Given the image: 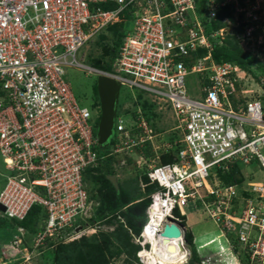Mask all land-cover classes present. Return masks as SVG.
Instances as JSON below:
<instances>
[{
	"label": "built area",
	"instance_id": "2783aa9c",
	"mask_svg": "<svg viewBox=\"0 0 264 264\" xmlns=\"http://www.w3.org/2000/svg\"><path fill=\"white\" fill-rule=\"evenodd\" d=\"M215 7L210 0L208 18ZM240 11L242 38L252 43L256 30V36H264L259 4L246 0ZM128 17L131 28L117 47L112 70L87 64L83 47ZM200 47L206 54L197 55ZM211 50L195 0H0V155L8 171L0 189L3 214L22 219L33 204L44 208L35 247L50 237L72 240L88 226L94 205L82 174L98 156L92 149L94 118L65 77V68L77 67L145 92L174 121L170 130L176 137L169 140L138 107L114 118L115 151L149 140L153 152L147 176L156 188L145 208L147 219L134 236L138 264H149L147 228L162 216L165 221L154 234L172 223L183 234L181 216L189 203L205 208L238 261L264 264V79L248 83L239 66L215 62ZM190 75L197 83L192 94L186 83ZM256 87L262 92L255 95ZM177 144L176 161L161 163V153ZM234 162L255 165L260 179L250 171L241 182L223 183L215 168ZM17 230L11 247L23 241L25 229Z\"/></svg>",
	"mask_w": 264,
	"mask_h": 264
},
{
	"label": "trees",
	"instance_id": "16d2710c",
	"mask_svg": "<svg viewBox=\"0 0 264 264\" xmlns=\"http://www.w3.org/2000/svg\"><path fill=\"white\" fill-rule=\"evenodd\" d=\"M209 3L210 0H195V12L201 23L204 25L206 34L214 32L220 28H224L228 25L225 18L231 22L235 21V17L233 15L235 9L231 4H225L223 6L217 5L215 15L208 18ZM238 4L242 6L245 5V2L244 0H238ZM104 7L106 8V6ZM124 25L125 22H117L115 25L113 24L108 26L107 28L109 34L103 36L109 39L107 42H104L105 39L101 40V38H103L102 36L100 38L98 37L96 40L94 39L91 44V52L90 54H87L88 63L92 60L91 64L94 65L93 67L108 72L112 70L111 66L114 54L125 33V29H123ZM244 26L245 22L243 21L242 13V18H240V22L236 26L237 33L225 34L220 41L219 36L214 39L209 37L212 42L211 56L215 62L219 63L228 61L239 66L251 73L252 77L256 81L260 82L261 79L259 78L258 73H263L264 76V64H262L258 57L253 55V52L250 49L245 48L241 44L238 34L242 35ZM257 34L258 30L254 32L255 37ZM246 42L248 46L251 43L248 40ZM100 44L103 45L101 46ZM94 46H98V48L101 46V53L96 57L98 59L92 55L95 54ZM206 52V48L200 47L198 48L197 55L201 56L206 54ZM106 54H109L108 58L106 61H103V56ZM99 59L103 61L101 64L99 63ZM130 91L132 93V108H126L124 111H121L119 106L120 102H118L117 113L135 111L138 107L141 109L150 125L156 131H160V127L156 125L160 114L154 110L155 103L151 101V99L147 97L148 95L143 91L137 89L134 91L131 89ZM93 92L95 97L93 107L98 108L99 102L96 92V83L93 85ZM97 121L98 118L94 123V134L96 131ZM166 137L169 140H173L176 137V134L171 132L167 134ZM145 143L146 144L143 146L140 153L146 155V163L148 164L153 152L150 149L149 140ZM96 147L97 146L92 145V149L95 151ZM180 147V144H177L170 151L161 153L159 161L161 163L176 161V155ZM137 148L139 147L137 146ZM109 149V146L104 147L106 152H108ZM110 157L111 156L102 159L97 167L86 168L83 177L85 181L88 180L90 183V186H87L89 199H96L98 201V205L94 206L92 215L87 218L88 224L91 227L94 225L97 226V224L100 223L114 224V228L109 232L96 230L88 236L83 234L72 240L59 242V244L54 247L52 252H50L51 250H48V243L50 244V242H52L53 237L47 238L45 244L48 246H46L47 248L45 251L46 255H49L48 257L52 259L50 264H117L114 262V258L119 257L122 254L124 255L123 260L127 264H133V262L138 260L136 252L140 247L138 244L133 242L132 235H137L141 230L142 223L145 220V208L150 201V193L156 188V185L149 182L147 169L145 170V168H142L136 175L138 176L141 174L139 180L144 184L143 192H137L136 195H133L130 192L133 190L135 191V184L130 185L131 188H127L122 186L121 182H118V189H115L106 177L107 174L114 173L109 163ZM241 167L242 165L234 162L229 164L227 167H216L215 169L219 179L223 183L232 184L243 180L240 175ZM93 189H95V192L97 190V193L94 194ZM139 198H142V200H139ZM174 213L179 215V211L177 209L174 210ZM45 218L46 212L44 208L40 204L35 203L27 210L25 216L21 220L12 218L11 221H13L16 226H21L28 232L34 233L40 228V225H43ZM183 218L184 216H181L180 224L183 223ZM9 222L0 221V227L9 225ZM229 238L232 242H235V236H233V234H230ZM184 239L188 244L190 251V256L185 264H192L194 261L198 260L193 236L185 230ZM234 250L235 252L239 251V257H241L239 247L234 248ZM242 254L245 253L242 252ZM240 262L241 264L245 263L242 257L240 258Z\"/></svg>",
	"mask_w": 264,
	"mask_h": 264
},
{
	"label": "rangeland",
	"instance_id": "374dc122",
	"mask_svg": "<svg viewBox=\"0 0 264 264\" xmlns=\"http://www.w3.org/2000/svg\"><path fill=\"white\" fill-rule=\"evenodd\" d=\"M226 3L231 4L234 7V17L235 21L228 23L224 28V30L221 32V38L225 36V34H231V33H237L236 26L240 22V18H242V11H240V4L237 5L238 0H225ZM246 0H244L245 2ZM257 4H259L258 0H255ZM237 6V7H236ZM244 6V5H242ZM260 6V4H259ZM261 7V6H260ZM115 25V24H114ZM126 29L131 28V22H126ZM108 28L104 30L103 32L99 33L97 36H95L92 40H90L84 47H83V53L85 57V62L87 64H91L87 62V54L91 52V44L96 40L98 37L105 36L108 33ZM102 34V35H101ZM244 34V33H243ZM220 35V34H219ZM240 37V42L245 48H249L253 55L258 57V59L264 64V40L262 44L255 43L254 45L250 43L248 46L247 40H244L242 35L238 34ZM105 39L104 42H107L109 39L103 37L101 38ZM250 41V40H248ZM101 46L103 44H100ZM101 46H94V52L95 54H92L95 58L101 53ZM109 55V54H108ZM108 55L103 56V61H106L108 58ZM98 59V58H96ZM103 61L99 59V63L101 64ZM91 66H94L91 64ZM66 71V79L69 81L71 90L74 94V97L78 100V102L87 107L90 112L93 114V118L99 114V107H93L94 102V92H93V85L96 83V75L93 73H86L84 70H81L77 67H67L65 68ZM252 74L248 71H245V77L247 78V82L251 84H256L258 81H256L252 76ZM259 78H263V73H258ZM187 86L189 88V92L192 94V90L196 88L197 83L194 80V75H190L186 79ZM258 91H256V94L261 93L262 91H259L260 87H256ZM131 89L126 86L122 85L120 89V94L118 98V102H120V110L124 111L126 108H132V101H131ZM135 89H133L134 91ZM264 94V93H263ZM260 96V95H259ZM148 98H151L147 96ZM155 103V102H154ZM156 108V109H155ZM154 110L160 114L159 118L157 120L158 127H160V131L162 132V135H167L173 131L170 130L172 125L174 124L173 118L171 119V114L165 108L164 106L159 108V104L155 103ZM126 146V145H125ZM140 148V147H139ZM135 146H128L124 148L123 150H120L119 153L115 154L114 157H111L109 159V163L112 167L113 174L116 175L118 178V182L122 183V186L130 187V185L135 184L136 189L135 191H131L130 193L133 195H136L137 192H143V183L139 180L140 175H136L137 172H140L139 170L142 168H147V158L146 155H143L140 153V149ZM96 151L99 155H104L106 151L102 149L101 147H96ZM146 163V164H145ZM250 171L254 172V179H260L261 172L256 168L255 165L251 166H242L240 168V175L242 178L243 176L249 173ZM8 174V171L5 169V166L2 162L1 155H0V188L5 180L6 175ZM213 181V180H211ZM214 184H219L214 181ZM86 185L90 186V183L88 180H86ZM217 185H214L215 187ZM97 186V185H96ZM95 186V187H96ZM131 188V187H130ZM93 193H97L94 191ZM139 200H142V198H139ZM93 205L97 206L98 201L96 199H92ZM186 215L183 218V223H181L186 232H189L193 236V242L196 247L198 260L194 261L192 264H239L238 259L234 256L231 252L226 251H220V247L223 248V246H226V242L223 239V236L221 235L217 224L212 220V218L209 216L205 208L198 203L195 206H193L191 203H189L185 208ZM2 212L0 211V221L1 222H9V220L5 219L3 215H1ZM99 225V226H98ZM16 224L13 221L9 222V225L1 226L0 227V264H50L52 259L48 257L49 255H46V246L49 245L48 250H51L52 252L54 250V247L59 244V242H66L69 240H66L67 238H64V236L61 237H53L52 242L48 245L43 244L41 246H34L35 241V232L31 233L26 231L25 236L23 237V241L20 244V246L14 245L8 241H12L15 239L16 236H19V232L17 229H15ZM114 228V224H105L100 223L97 224V227L95 226V231L99 230L102 232H109ZM84 230H90V231H84ZM83 233L81 235L88 236L94 232L91 231L90 225L86 226L84 228ZM82 231L77 232L76 234H80ZM184 239V237H183ZM133 242L135 243L134 237ZM157 248V247H156ZM185 249H186V255H185ZM155 252V256H157V264H167L165 263V258L161 259V254L159 253L158 248L153 249ZM158 251V253H157ZM160 256V257H159ZM185 256V258H184ZM190 256L189 246L185 242L184 239V251L182 258L179 263L177 264H185ZM159 257V258H158ZM163 258V257H162ZM124 255H120L119 257L114 258V262L117 264H127L124 260ZM240 261V260H239ZM241 263V262H240ZM132 264V263H131ZM133 264H138L137 261L133 262ZM176 264V263H173Z\"/></svg>",
	"mask_w": 264,
	"mask_h": 264
},
{
	"label": "water",
	"instance_id": "95a60500",
	"mask_svg": "<svg viewBox=\"0 0 264 264\" xmlns=\"http://www.w3.org/2000/svg\"><path fill=\"white\" fill-rule=\"evenodd\" d=\"M121 83L110 76L99 74L96 78V92L99 102L100 116L96 127V136L99 146H106L107 139L113 133L114 118L117 112L118 98L120 94ZM108 180L115 188H118L116 177L107 175ZM0 210L4 206L0 204ZM161 235L165 238L180 237L181 229L176 224H165Z\"/></svg>",
	"mask_w": 264,
	"mask_h": 264
},
{
	"label": "bare ground",
	"instance_id": "6f19581e",
	"mask_svg": "<svg viewBox=\"0 0 264 264\" xmlns=\"http://www.w3.org/2000/svg\"><path fill=\"white\" fill-rule=\"evenodd\" d=\"M163 221H165L164 218L162 216H159L158 220H154L152 227L147 228L146 242L151 243V250L149 251L148 249H146L145 255L146 258H148L149 264H157V256H155V252L153 251V249L155 250L158 248L159 253L161 254V259L163 260L165 258L164 262L167 264L179 263L183 255L184 239L182 235L180 237L165 238L160 234H154L155 226Z\"/></svg>",
	"mask_w": 264,
	"mask_h": 264
},
{
	"label": "clouds",
	"instance_id": "9594fccd",
	"mask_svg": "<svg viewBox=\"0 0 264 264\" xmlns=\"http://www.w3.org/2000/svg\"><path fill=\"white\" fill-rule=\"evenodd\" d=\"M128 20H125V21H123V23L125 22V25H124V28L123 29H125V31L128 29H126L125 27H126V22H127ZM116 24V23H115ZM111 26V25H110ZM107 29V28H106ZM125 34V33H124ZM121 41H122V39H121ZM121 43V42H120ZM119 43V44H120ZM119 46V45H118ZM90 65V64H89ZM96 68V67H95ZM96 75V74H95ZM96 78H97V75H96ZM122 86V85H121ZM77 100V99H76ZM79 103V102H78ZM80 104V103H79ZM81 105V104H80ZM81 106H83V105H81ZM83 107H85V106H83ZM99 107V106H98ZM87 108V107H86ZM88 109V108H87ZM89 110V109H88ZM90 111V110H89ZM92 114V113H91ZM116 114H117V112H116ZM99 116H100V111H99V114H97V116L94 118V123H95V120L98 118V120H99ZM92 117H93V114H92ZM98 122V121H97ZM114 125V124H113ZM96 127H97V123H96ZM94 133V132H93ZM112 135H113V133H112ZM112 135L110 136V137H108V139H107V145L106 146H109V150H108V152H106L104 155H99L95 150V152L97 153V156H98V158H97V163L95 164V165H89V166H87L86 168H89V167H97L98 165H99V162L102 160V159H104V158H107V157H109V156H111V157H114V155L115 154H117V153H119L120 152V150L119 151H115L114 150V148H115V146L113 145V143H112V139H111V137H112ZM94 136L96 137V144H94V146H98V147H101L102 149H104V147L105 146H99L98 145V142H97V136H96V131H95V134H94ZM138 147H140L139 145H137ZM137 146H135V147H137ZM142 148H143V146L142 147H140L139 149V151H141L142 150ZM123 150V149H122ZM110 157V158H111ZM85 168V169H86ZM85 169H84V171H85ZM147 170H148V164H147V168H146ZM84 171H83V174H84ZM82 174V175H83ZM107 175H114L115 177H116V175L115 174H107ZM107 175H106V177H107ZM83 179H84V177H83ZM149 179V178H148ZM5 182V181H4ZM4 182H3V184H2V186H1V188L3 187V185H4ZM84 182H85V187H86V190H87V192H88V189H87V185H86V181L84 180ZM116 182H117V184H118V178L116 177ZM111 183V182H110ZM112 184V183H111ZM113 185V184H112ZM142 185H144V184H142ZM0 188V189H1ZM115 189H118V188H115ZM154 191V190H153ZM152 191V192H153ZM151 194V193H150ZM92 200V199H91ZM1 204V203H0ZM2 205V204H1ZM95 206V205H94ZM4 210H5V207H4ZM4 210L3 211H1L2 212V214L1 215H3V217L5 218V219H8L9 221H11L12 220V218H15V217H8L7 215H5V214H3V212H4ZM15 219H17V218H15ZM146 219H147V216H146V212H145V220H144V222L142 223V226H143V224L145 223V221H146ZM17 220H21V219H17ZM95 226L96 225H94V226H90V229L92 228V229H94V231H92V232H95ZM142 226H141V228H142ZM17 227H21V226H16L15 228L17 229ZM97 227V226H96ZM184 227V226H183ZM25 229V228H24ZM18 231V230H17ZM27 230L25 229V231H24V235L22 236V238L25 236V232H26ZM141 231V230H140ZM184 231H185V228H184ZM19 232V231H18ZM139 234V233H138ZM137 234V235H138ZM20 235V234H19ZM137 235H132L133 237L134 236H137ZM181 235L184 237V233L182 234L181 233ZM11 240H12V238H11ZM9 243H10V241H8ZM137 244V243H136ZM226 244V243H225ZM10 245V244H9ZM151 246V243L150 242H147V246H146V248H148V247H150ZM140 247V246H139ZM221 249H220V251H226V252H229L228 251V248H227V244H226V246L224 245L223 246V248L222 247H220ZM139 250V249H138ZM137 250V251H138ZM137 256V255H136ZM138 258V257H137ZM138 261V260H137ZM238 263H239V261H238ZM240 264V263H239Z\"/></svg>",
	"mask_w": 264,
	"mask_h": 264
},
{
	"label": "crops",
	"instance_id": "0c3cea01",
	"mask_svg": "<svg viewBox=\"0 0 264 264\" xmlns=\"http://www.w3.org/2000/svg\"><path fill=\"white\" fill-rule=\"evenodd\" d=\"M214 1V0H213ZM222 0H217V2L216 1H214L215 3H216V6L217 5H221V4H219L218 2H221ZM259 1V4H260V6H261V12H262V14H263V20H262V22H263V24H264V0H258ZM225 4H228V3H225ZM225 4H223V5H225ZM223 5H221V6H223ZM237 7V6H236ZM195 8H196V6H195ZM215 10H216V7H215ZM225 20H226V22L227 23H231V21H229L228 19H226L225 18ZM128 21H130V18L128 17ZM243 21H244V19H243ZM131 22V21H130ZM222 29V31L224 30V28H220V29H218V30H216V31H220ZM215 32V31H214ZM211 33H213V32H211ZM211 33H209V34H207V37H208V40L210 41V39H209V37H212L211 36ZM243 33H244V30H243ZM243 33H242V36H243ZM220 34V35H219ZM219 34H218V36L220 37L221 36V32H219ZM213 39L215 38V37H212ZM263 40H264V36H262V34H260V36H256V38L253 40V42L251 43V44H255V43H258V44H262V42H263ZM211 42V41H210ZM211 44H212V42H211ZM249 49V48H248ZM207 50V49H206ZM240 68V67H239ZM240 70H241V72H240V74L242 75V73H243V71L245 72L246 70H244V69H242V68H240ZM252 76V75H251ZM263 78H260L261 80L262 79H264V76H262ZM262 85H264L263 83H262Z\"/></svg>",
	"mask_w": 264,
	"mask_h": 264
}]
</instances>
